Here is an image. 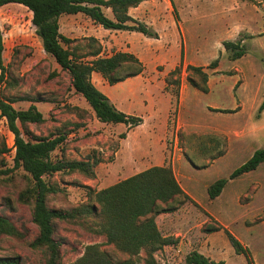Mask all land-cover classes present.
<instances>
[{
	"label": "rangeland",
	"instance_id": "1",
	"mask_svg": "<svg viewBox=\"0 0 264 264\" xmlns=\"http://www.w3.org/2000/svg\"><path fill=\"white\" fill-rule=\"evenodd\" d=\"M106 13L113 17L111 10ZM131 13L153 27L158 37L106 29L83 13L64 14L59 20L61 32L75 39L72 46L85 61L94 58L90 53L99 46L100 56L127 51L141 60L139 75L115 84L99 72L92 74L95 85L119 109L144 117V125L129 129L124 123L98 120L72 87L69 73L44 50L27 7L11 3L0 8L7 67L1 93L17 109L34 103L43 112L44 123L28 125L35 135L67 132V158L97 161L92 177L78 171L46 177L59 188L50 194L49 207L75 210L94 204L99 209L97 191L149 167L171 165L184 194L160 202L169 211L158 214L156 221L171 242L155 252L158 263L181 264L193 249L217 263L264 264V162L229 179L216 198L208 192L213 182L229 178L264 147V110L259 113L264 98V0H149ZM240 36L245 37L247 53L233 60L223 42ZM217 58L218 67H210ZM190 64L204 67L208 92L189 82L201 77L188 68ZM136 67L133 62L124 64L117 76ZM167 76L182 81L178 105L179 87L167 84ZM75 106L88 112H76ZM3 143L9 150L0 155V162L11 168L14 135L0 116V148ZM61 155V149L53 153L56 158ZM29 188L27 195L33 196L35 183L22 168L0 177V215L20 231L19 236L0 237V257L44 264L45 253L32 245L39 234L33 203L21 199ZM100 222L99 214L84 213L72 221H56L54 238L61 242L62 264H75L88 245H98L116 263L130 257L108 242ZM227 231L249 249L250 259L235 251ZM140 254L145 257L146 250Z\"/></svg>",
	"mask_w": 264,
	"mask_h": 264
},
{
	"label": "trees",
	"instance_id": "2",
	"mask_svg": "<svg viewBox=\"0 0 264 264\" xmlns=\"http://www.w3.org/2000/svg\"><path fill=\"white\" fill-rule=\"evenodd\" d=\"M146 0H0V8L11 3H18L32 12V23L36 33L41 38L44 50L53 56L62 70L70 75L71 85L89 104L98 120L105 123H124L132 129L143 122L139 115L129 114L119 109L110 97L98 88L92 81L93 72H99L110 83L115 84L128 77L139 75L143 70L141 60L131 52L119 51L110 56H100L99 46L93 50L91 61H85L75 51L72 43L75 39L64 35L60 30V17L64 14L83 13L95 23L110 30H124L143 33L149 37H158V32L150 25L133 17L129 10L139 6ZM111 10L113 17L106 13ZM240 36L237 40H225L223 45L229 52V57L237 60L247 53ZM4 36L0 29V116L6 119L9 130L14 135L15 153L13 167H7L4 160L0 162V177L9 174L13 169L22 168L29 173L31 181L35 183L36 192L27 195L30 188L22 193V200L33 203L32 218L38 226L39 234L32 245L40 248L46 255L44 264H62L61 242L54 238L56 221H72L81 214H99L101 231L110 243L130 254L126 260L118 263L99 248L98 245H88L83 256L75 264H138L142 259L145 264L158 263L155 252L170 244L171 239L162 236L156 216L168 212L169 207H163L160 202L173 201L179 194H184L171 165H155L139 173L127 177L111 186L95 193L96 203L99 205H81L75 210L51 208L48 205L50 194L57 193L56 184L47 180L57 172H81L88 177L95 175L94 167L97 161L70 159L65 156L64 144L68 139L67 132L55 133L48 136H38L29 129L28 125L42 124L46 117L38 106L32 103L26 109H17L13 101L1 93V86L5 82L7 67L4 63ZM133 62L136 69L118 77V70L124 64ZM219 59L210 63V67L217 68ZM201 75L200 80L189 78V82L203 92H208V74L203 66L187 65ZM180 70L176 67L171 73ZM166 83L178 85L176 105L180 102L182 81L180 77L172 79L166 77ZM74 110L81 114L88 111L75 106ZM221 110V109H220ZM264 110V98L259 106V113ZM80 126V124H78ZM126 136V133H122ZM61 149V157H54L53 153ZM9 148L6 143L0 148L3 155ZM264 162V147L255 150L252 156L230 174L229 178H220L213 182L209 189L211 199L219 196L229 179L242 176L253 171ZM228 237L237 253H243L250 259V251L232 233ZM2 235L19 236L20 231L6 216L0 215V237ZM146 250V256L141 257V251ZM0 264H19L15 257H0ZM181 264H222L211 260L199 250H193Z\"/></svg>",
	"mask_w": 264,
	"mask_h": 264
},
{
	"label": "crops",
	"instance_id": "3",
	"mask_svg": "<svg viewBox=\"0 0 264 264\" xmlns=\"http://www.w3.org/2000/svg\"><path fill=\"white\" fill-rule=\"evenodd\" d=\"M147 1H149V0H146V1H144V2H142L139 6H137V7H134V8H130V10H129V13L132 15V13L131 12H133V10H138L139 8H141V6H142V4H144L145 2H147ZM137 12V11H136ZM69 15H73V14H69ZM133 16V15H132ZM134 17V16H133ZM136 18V17H135ZM138 19V18H137ZM140 20V19H139ZM141 21H143V20H141ZM143 34V33H142ZM144 35V34H143ZM149 37V36H148ZM182 85V84H181ZM180 93H181V90H180ZM111 99V98H110ZM183 99H185V98H183V96H182V99L181 100H183ZM184 101V100H183ZM83 108V107H82ZM130 114V113H129ZM135 115V114H134ZM142 117V116H141ZM143 118V122L140 124V125H144V123H145V119H144V117H142ZM155 120V119H154ZM140 125H138V126H136V127H139ZM164 165V164H163Z\"/></svg>",
	"mask_w": 264,
	"mask_h": 264
}]
</instances>
